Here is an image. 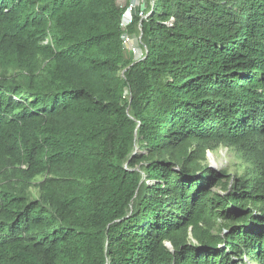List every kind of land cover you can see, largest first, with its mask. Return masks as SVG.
I'll return each mask as SVG.
<instances>
[{
  "label": "trees",
  "instance_id": "trees-1",
  "mask_svg": "<svg viewBox=\"0 0 264 264\" xmlns=\"http://www.w3.org/2000/svg\"><path fill=\"white\" fill-rule=\"evenodd\" d=\"M151 1L0 0V264H264V0Z\"/></svg>",
  "mask_w": 264,
  "mask_h": 264
},
{
  "label": "rangeland",
  "instance_id": "rangeland-1",
  "mask_svg": "<svg viewBox=\"0 0 264 264\" xmlns=\"http://www.w3.org/2000/svg\"><path fill=\"white\" fill-rule=\"evenodd\" d=\"M131 0H118L120 5L128 4ZM139 3H144V0H138ZM132 43L134 46L138 47L137 52L134 57H138L142 53V48L139 47V39L137 36L133 37ZM128 45V44H126ZM186 154L189 155L190 160L198 163L199 165H206L216 171L225 170L230 174L242 173L248 163L243 160L240 153L236 151L234 147H227L224 145H219L213 149L205 147V145L192 144L186 149ZM41 180V177H37L34 183ZM215 183V181H214ZM211 185V189L214 192L222 193L223 191L214 185ZM34 194L36 193V188L31 185L29 188ZM193 240V239H191Z\"/></svg>",
  "mask_w": 264,
  "mask_h": 264
},
{
  "label": "built area",
  "instance_id": "built-area-1",
  "mask_svg": "<svg viewBox=\"0 0 264 264\" xmlns=\"http://www.w3.org/2000/svg\"><path fill=\"white\" fill-rule=\"evenodd\" d=\"M147 4H148L147 0H144V3H141V4L139 3L138 0H131L127 4L126 8L124 9V11L122 13L121 21H120V27L122 29H125L127 27V25L130 24V22L132 20V16L135 13H138V15L140 17H144L145 15L143 14V12H144L145 8L147 7ZM149 4H150V6L152 5V1L151 0H150ZM133 37L134 36H130V35H127V34L124 33L122 35V42H123V45L126 48H128L129 50H131L133 52V54L135 55V53L138 50V47L133 45V43H132ZM137 37L139 39V36H137ZM126 44H128V45H126Z\"/></svg>",
  "mask_w": 264,
  "mask_h": 264
}]
</instances>
